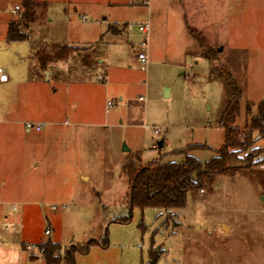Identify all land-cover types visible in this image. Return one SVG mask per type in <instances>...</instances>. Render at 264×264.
<instances>
[{"label":"rangeland","instance_id":"1","mask_svg":"<svg viewBox=\"0 0 264 264\" xmlns=\"http://www.w3.org/2000/svg\"><path fill=\"white\" fill-rule=\"evenodd\" d=\"M43 1L35 0L29 39L8 43V23L20 20L23 0H0V67L14 86L12 92L0 86V123L5 105L20 94L29 122L41 120L52 105L57 121L71 118L74 124L66 149L70 164L61 153L52 161L48 148H27L24 183L30 184L28 194L34 192V212L22 217L12 209L23 207L14 198L2 206L0 264H30L22 237L57 241L62 254L106 238L107 248L76 254L77 264H148L153 253L156 264H264V164L212 177L189 192L180 211L134 209L130 223L114 222L130 212L123 171L129 156L141 154L144 164L181 162L173 151L204 144L209 149L192 153L204 163L222 147L229 74L243 91L237 126L245 125L246 102L257 114L264 101V0ZM67 46L72 58L47 63V80L37 54L51 56ZM207 51L213 60L204 58ZM140 52L147 64L138 60ZM254 138L262 159L264 140L256 133ZM2 145L0 139V151ZM51 187L53 195H46ZM39 259L41 254L32 257Z\"/></svg>","mask_w":264,"mask_h":264},{"label":"trees","instance_id":"2","mask_svg":"<svg viewBox=\"0 0 264 264\" xmlns=\"http://www.w3.org/2000/svg\"><path fill=\"white\" fill-rule=\"evenodd\" d=\"M22 6L24 12L20 20L8 24L6 36L8 43L29 39L26 30L35 20L33 13L35 2L23 0ZM197 40L200 47L205 48L202 38L197 37ZM73 52L74 50L67 46L51 56L43 57L37 54V58L41 69H45L47 63L64 61ZM204 58L213 60L212 51L204 53ZM228 80L231 85V100L220 119L224 131V143L219 149L213 150L215 156L203 163L192 155L195 151L209 149L204 144H191L173 151V155L184 158L181 162H164V159L160 158L144 164L141 154L129 156L123 171L129 182L127 206L130 212L127 217L116 219L115 223H130L134 209H138L141 213L147 209L169 214L180 211L186 207L189 192L204 188L212 177L232 175L236 170L252 169L264 164V157L259 159L262 150L256 147L257 139L254 138L256 133L258 139L264 140V101L257 105L256 115H253V104L246 102V122L243 127H238L243 91L230 74ZM139 229L142 232L146 231L143 221L140 222ZM108 245L106 238L91 239L85 244L72 246L62 254L61 244L48 239L38 244V248L42 251L45 264H77L76 254H88L93 247L107 248ZM158 259L156 253L150 254L148 264H156Z\"/></svg>","mask_w":264,"mask_h":264},{"label":"crops","instance_id":"3","mask_svg":"<svg viewBox=\"0 0 264 264\" xmlns=\"http://www.w3.org/2000/svg\"><path fill=\"white\" fill-rule=\"evenodd\" d=\"M32 1L35 2V0ZM42 3L47 4V2L43 0ZM15 7L20 8L19 5H16ZM72 56L73 55H71L70 57L72 58ZM70 57L64 61H60V63L67 62L70 59ZM43 72H45L47 76V80L52 79V74L51 71L48 70V66L46 70H42V73ZM102 79L104 80V78ZM0 86L4 87L6 90L10 92H12V90L14 89L12 88L14 86L10 85V79L6 83H0ZM24 101H25L24 97L20 94L19 96L16 97V99L13 98L12 102L11 101L10 103L8 102L4 107V120L2 123H0L3 129L2 133H0V139L3 143L1 150L3 154V159H2L3 164L0 163V214H1L2 206L8 203L7 200L14 198L17 200L16 203L22 205L23 207L17 208L16 205H11L13 207L12 209L18 211L21 210L23 214L22 217L24 215L33 213L34 212L33 206L35 205L34 197L32 196L34 192L28 194L26 188L30 189V184L24 183V178L28 174L26 169L27 148L29 146L30 147L34 146L38 149L48 148L46 151L50 156H52L51 157L52 161H53V157L55 159L56 156H58V153H61L63 156L65 155L67 156L69 153L66 151V149L67 148L69 149L71 146V136H72L71 126L74 125L73 123H71V118L65 119L64 122L57 121L55 119L56 112L53 110V107L51 105L46 112L47 113L46 116L40 117L41 120L38 119L37 121H33V122L46 123L47 127L41 132H34L35 136H31V137L27 136V132L25 131L24 125L25 123L29 122L28 121L29 118L27 116L26 105H24L23 103ZM72 107L74 108L75 105H73ZM67 120L69 121L68 124H66ZM47 128H50V130H46ZM74 136L76 137V134ZM60 145L62 148L61 151L59 152ZM69 158L70 157L67 156L66 164L68 162L70 164ZM39 166H40L39 163H37L34 166V169L36 171L38 170L37 172H40V177L42 178L43 170L40 169ZM53 169L54 168H52L50 171L52 176L55 174V172H57V170L55 171V169L54 170ZM82 179L84 181H89V177L86 176H82ZM33 186L36 188L37 186L36 183ZM42 189H44V187ZM40 192H42L44 196L45 194L44 190L43 191L40 190ZM40 195L42 196V194ZM46 195H53V188L51 189V191H47ZM4 217L5 219H7L6 215H4ZM22 217L20 218L22 219ZM50 235L51 233L49 234V236ZM17 238H19V236H17ZM44 241H46V239H41L40 241L31 242L28 241V239H24V237H22V239L20 240V247L24 252L28 253V259L30 264L37 262H41L42 264H45L43 259H39L36 261L32 260V257L36 258V256L40 255L37 250L31 252L27 249L28 246H37L38 244Z\"/></svg>","mask_w":264,"mask_h":264},{"label":"built area","instance_id":"4","mask_svg":"<svg viewBox=\"0 0 264 264\" xmlns=\"http://www.w3.org/2000/svg\"><path fill=\"white\" fill-rule=\"evenodd\" d=\"M19 9H20L19 7H15L14 11H19ZM149 29H150L149 28V23L147 22L142 27V31L145 34H148ZM141 45H142V47L148 46V40H144ZM138 60L141 62V64H147L148 63V56L146 55V53L140 52L138 54ZM8 80H9V78H8L7 74L5 73L4 69L0 67V83H6V82H8ZM111 105L112 104L109 102L108 106H111ZM68 123H69V121L67 120L66 124H68ZM46 127H47V124L43 123V122H27L24 125V128H25L26 132H30V131H32V132H41ZM155 132H156V134H160L159 130H156ZM45 233H46V235H49L50 231L46 230ZM27 249L29 251L37 250L42 255V251H40L37 246H28Z\"/></svg>","mask_w":264,"mask_h":264},{"label":"water","instance_id":"5","mask_svg":"<svg viewBox=\"0 0 264 264\" xmlns=\"http://www.w3.org/2000/svg\"><path fill=\"white\" fill-rule=\"evenodd\" d=\"M221 50H222V49H220V51H221ZM162 144H163V142H160V143H159V146L161 147V146H162ZM124 150H126L127 152H129V151H130V150H129L128 148H126V147H125V149H124Z\"/></svg>","mask_w":264,"mask_h":264}]
</instances>
